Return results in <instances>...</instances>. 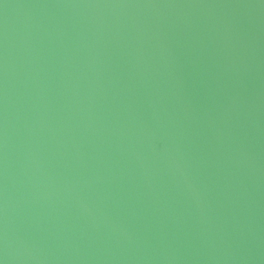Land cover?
<instances>
[{
  "label": "water",
  "instance_id": "95a60500",
  "mask_svg": "<svg viewBox=\"0 0 264 264\" xmlns=\"http://www.w3.org/2000/svg\"><path fill=\"white\" fill-rule=\"evenodd\" d=\"M3 264H264V0H0Z\"/></svg>",
  "mask_w": 264,
  "mask_h": 264
},
{
  "label": "snow or ice",
  "instance_id": "6c2138e0",
  "mask_svg": "<svg viewBox=\"0 0 264 264\" xmlns=\"http://www.w3.org/2000/svg\"><path fill=\"white\" fill-rule=\"evenodd\" d=\"M0 264H3V262H2V261H0Z\"/></svg>",
  "mask_w": 264,
  "mask_h": 264
}]
</instances>
